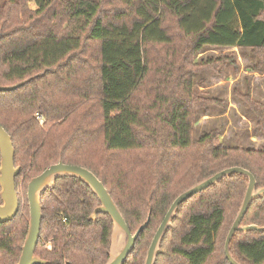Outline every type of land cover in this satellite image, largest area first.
Here are the masks:
<instances>
[{
    "label": "trees",
    "instance_id": "1",
    "mask_svg": "<svg viewBox=\"0 0 264 264\" xmlns=\"http://www.w3.org/2000/svg\"><path fill=\"white\" fill-rule=\"evenodd\" d=\"M3 1L0 125L21 171L19 213L0 224V264L20 259L30 180L59 161L94 173L133 234L151 216L125 264H144L171 205L195 183L240 167L264 187V148L225 147L217 130L193 139L198 112L213 102L195 96V78L221 63L198 64L196 55L264 50V0ZM247 100L264 133V105ZM247 187L234 174L182 204L157 264H230L226 240ZM41 203L37 256L107 263L113 222L101 213L90 219L101 203L87 185L60 179ZM249 224L264 227V198L253 202L242 223ZM230 251L239 264H264V232H237Z\"/></svg>",
    "mask_w": 264,
    "mask_h": 264
},
{
    "label": "water",
    "instance_id": "2",
    "mask_svg": "<svg viewBox=\"0 0 264 264\" xmlns=\"http://www.w3.org/2000/svg\"><path fill=\"white\" fill-rule=\"evenodd\" d=\"M16 88V87H14ZM7 88V89H14ZM0 90H6L1 88ZM0 224L12 221L17 217L20 210L19 193L17 191L16 179L20 174V167L15 165V148L11 136L0 125ZM234 174H240L248 179L246 195L241 204L236 219L227 236L225 254L230 264H239L231 254L230 245L237 232L248 234L249 232H264V227L249 224L243 226V220L247 215L254 201L264 198V187L258 188V183L254 175L240 167L223 170L204 181L195 183L192 187L182 193L171 205L161 225L159 226L152 243L146 254L144 264H157L161 254L163 240L173 226V221L177 217V212L182 204L197 194L206 191L212 186H216L224 178ZM63 178H75L87 185L98 197L101 205L95 209L90 219L97 220L98 214H107L113 222L111 235V247L109 259L106 264H125L134 251L136 242L142 231L149 225L150 215L144 225L133 234L121 211L114 202L110 193L98 177L86 168L80 166L67 165L62 161L52 165L42 174L34 177L28 184L27 198L30 210L29 228L22 248V253L17 264H48L47 261L36 255L42 230L43 210L42 194L56 186V182Z\"/></svg>",
    "mask_w": 264,
    "mask_h": 264
},
{
    "label": "rangeland",
    "instance_id": "3",
    "mask_svg": "<svg viewBox=\"0 0 264 264\" xmlns=\"http://www.w3.org/2000/svg\"><path fill=\"white\" fill-rule=\"evenodd\" d=\"M3 2L0 0V5ZM27 8L35 9L34 3L30 2ZM195 60L198 64H207L209 60L221 63L202 69L195 78V96L213 102L195 118L194 141L217 130L225 147L262 150L264 133L257 126L247 97L264 105V50L205 48ZM184 210L188 211V207Z\"/></svg>",
    "mask_w": 264,
    "mask_h": 264
},
{
    "label": "built area",
    "instance_id": "4",
    "mask_svg": "<svg viewBox=\"0 0 264 264\" xmlns=\"http://www.w3.org/2000/svg\"><path fill=\"white\" fill-rule=\"evenodd\" d=\"M35 116H36L37 120H38L41 124L44 123L45 119H44V117H43L41 114L37 113Z\"/></svg>",
    "mask_w": 264,
    "mask_h": 264
},
{
    "label": "flooded vegetation",
    "instance_id": "5",
    "mask_svg": "<svg viewBox=\"0 0 264 264\" xmlns=\"http://www.w3.org/2000/svg\"><path fill=\"white\" fill-rule=\"evenodd\" d=\"M50 249H51V247H50Z\"/></svg>",
    "mask_w": 264,
    "mask_h": 264
}]
</instances>
